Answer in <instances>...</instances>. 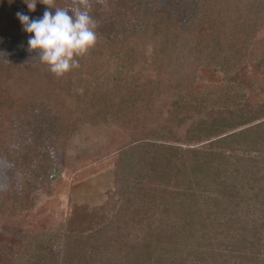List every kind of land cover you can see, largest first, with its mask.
Listing matches in <instances>:
<instances>
[{"label": "trees", "instance_id": "obj_1", "mask_svg": "<svg viewBox=\"0 0 264 264\" xmlns=\"http://www.w3.org/2000/svg\"><path fill=\"white\" fill-rule=\"evenodd\" d=\"M90 1L93 17L98 6ZM150 2L130 0L122 16L97 24L96 44L62 77L41 62L0 61V156L26 170L36 163L37 178L53 175L51 150L60 157L81 132L155 129L151 140L122 148L109 204L116 212L100 215L96 221L105 222L89 231L36 239L14 264H264V85L257 101L237 84L220 93L194 90L203 69L243 62L242 72L264 80V39H257L264 0H198L196 12ZM51 4L71 11L78 0ZM46 10L55 12L0 0V21L21 23L18 12L37 19ZM127 12L140 15L130 28ZM40 104L56 117V132H37L22 153L8 154L15 120L27 128L28 106ZM76 153L63 156L65 166L86 150ZM29 183L18 195L2 194L0 221L34 203Z\"/></svg>", "mask_w": 264, "mask_h": 264}, {"label": "rangeland", "instance_id": "obj_2", "mask_svg": "<svg viewBox=\"0 0 264 264\" xmlns=\"http://www.w3.org/2000/svg\"><path fill=\"white\" fill-rule=\"evenodd\" d=\"M116 1H90L91 7L94 2L98 6L93 14V19L98 25L109 22L110 20L107 21L109 16L113 20L119 15L122 16L127 10L125 8L130 9V0H126V7L115 3ZM166 1L174 6L180 5L183 10L191 6L194 12L201 7L198 0ZM156 2L159 3V0H152L146 5H155ZM139 18L140 15L128 13L125 18L126 27L130 28L131 24ZM106 36H110V33ZM28 39L29 34L24 31L21 23L0 21V61L33 65L40 63L38 53L29 51ZM257 39H264V30L259 32ZM245 66L246 63L243 62L231 70L216 67L203 69L199 81L194 84V90L198 93H220L228 86L237 84L238 88L241 86L240 92L245 89L250 92L253 101L260 100L255 97V91L262 90L260 88H263L264 80H260L256 72L250 73L255 79L242 72ZM61 96L63 98L64 94H59V99ZM64 99L62 103L66 105ZM164 104L166 106V101ZM28 110L30 123L35 122V125L30 124L27 128H22V122L15 120L12 131L16 138L8 154L22 153L21 146L34 138L37 132H41L40 137H44L47 132H56L57 119L44 105H29ZM188 126H183L179 132L181 136L184 135ZM154 130L145 127L140 129L101 128L81 132L74 139L70 137L69 139L72 140L70 142L66 140L62 148L63 155L60 154L61 156L58 157L51 150L56 167L48 180L35 177L33 171L36 169V163L30 164L26 170L23 165L19 166L18 162L16 165L6 157L0 156V210L4 211L2 194H20L24 181L31 183H29L30 196L34 200L28 209L2 215L4 219L0 221V264H14L13 260L22 258L25 248L36 242L38 238L49 237L55 233L62 234L66 228L79 232L89 231L95 223L103 224L106 220L104 217L96 221L100 215L111 211L114 213L118 208L116 204L112 207H109V204L114 201L111 197L117 181L116 173H118L122 148L136 142H144L146 139L151 140ZM82 150H86V153L82 155L83 159L79 163L65 166L63 156L69 154L74 156L76 152ZM119 188L124 187L121 184ZM119 188L118 190H121Z\"/></svg>", "mask_w": 264, "mask_h": 264}, {"label": "clouds", "instance_id": "obj_3", "mask_svg": "<svg viewBox=\"0 0 264 264\" xmlns=\"http://www.w3.org/2000/svg\"><path fill=\"white\" fill-rule=\"evenodd\" d=\"M48 6L42 17L32 19L23 12L17 18L29 34L28 49L38 53L41 63L57 77L79 68L77 57L83 56L97 42V23L89 14L88 0H78L74 9L53 8L51 0H25L30 12L37 3Z\"/></svg>", "mask_w": 264, "mask_h": 264}, {"label": "flooded vegetation", "instance_id": "obj_4", "mask_svg": "<svg viewBox=\"0 0 264 264\" xmlns=\"http://www.w3.org/2000/svg\"><path fill=\"white\" fill-rule=\"evenodd\" d=\"M56 234V233H55ZM14 261V260H13Z\"/></svg>", "mask_w": 264, "mask_h": 264}]
</instances>
